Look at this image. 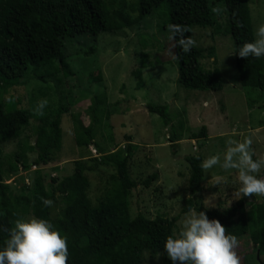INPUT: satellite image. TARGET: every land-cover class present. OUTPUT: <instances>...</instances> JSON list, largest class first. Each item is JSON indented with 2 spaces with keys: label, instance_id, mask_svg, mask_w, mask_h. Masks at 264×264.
<instances>
[{
  "label": "rangeland",
  "instance_id": "rangeland-1",
  "mask_svg": "<svg viewBox=\"0 0 264 264\" xmlns=\"http://www.w3.org/2000/svg\"><path fill=\"white\" fill-rule=\"evenodd\" d=\"M124 3L128 5L130 0H124ZM214 9H219L213 11L215 24L206 28L193 27L192 38L196 41L195 46L203 50L200 67L206 71L217 69L220 73L222 87L218 92L189 90L176 83V64L165 3L128 28L99 32L94 38L76 37L66 42L64 53L73 72L72 77L63 78L56 60H53L35 70H26L18 85L3 87L0 91L2 103L15 100L19 108L32 114L17 141L23 142L25 137L32 145L36 117L47 114L57 105L64 106L66 112L61 115V147L54 161L44 167L36 166L33 165L35 155L27 154L29 168L23 171L18 164L17 171L7 173L2 182L13 193L22 185L26 192L36 176L35 171H39L43 186L51 190L56 183L74 173V162L82 161L91 166L89 159L98 156L96 149L94 146L74 145L71 117L74 116L84 126L88 125L91 122L89 107L99 99L101 104H98V112L94 115L93 142L100 152L122 151L127 136L130 144L135 146L128 161L129 177L136 183L128 198L130 219L136 215L149 220L173 219L175 236L182 229L185 214L189 212L181 213L184 200L191 198L186 190L188 167L185 157L199 155L203 162L209 156L220 155L223 162L229 147L227 142L243 141L248 137L253 142V159H264V92L261 94L258 90L239 85L225 9L217 4ZM248 12L255 40L258 26L264 24V0H250ZM133 17L135 14H131ZM135 70L140 72L139 88H136L137 79L133 75ZM41 100H47L42 115L36 111ZM202 100L207 104L202 105ZM147 105L165 106L168 124L164 125L157 115L147 113ZM206 110L210 111L209 119L214 123L210 131L212 135L190 140L191 133L200 131L198 121ZM104 112L109 114L108 118H104ZM170 137L180 140L169 143ZM17 141L0 144L5 171L12 161V154L17 152ZM263 172L264 168L258 178H262ZM110 173L109 169L101 167L93 172H84L91 204L94 205L100 197L104 179ZM151 174H155L156 179L144 188L142 181ZM239 187L235 169L203 168L199 191L192 201L206 209L235 206L237 212L232 221L231 235L236 236L239 242L236 251L241 264H264V253L252 244L248 236L252 206L260 199L259 196L236 199L234 192ZM213 196V206L208 207L204 200ZM62 207L61 197L56 196L49 216L54 217ZM30 217L33 216L28 206L16 209L15 220ZM139 257V264H167L168 259L162 250H142Z\"/></svg>",
  "mask_w": 264,
  "mask_h": 264
},
{
  "label": "trees",
  "instance_id": "trees-1",
  "mask_svg": "<svg viewBox=\"0 0 264 264\" xmlns=\"http://www.w3.org/2000/svg\"><path fill=\"white\" fill-rule=\"evenodd\" d=\"M250 0H0V91L3 87H13L23 79L29 68L36 69L43 64L56 60L61 76L69 78L73 72L64 53L65 43L76 38L95 35L103 31L128 28L139 23L159 5L166 4L167 28L169 24H180L189 29L185 33L192 37L193 27H212L215 24L213 8L221 5L225 9L228 33L232 41V58L239 85L243 88L264 92V57L240 58L238 48L254 41L248 4ZM131 14L135 17L131 18ZM171 37V33L169 32ZM172 53L176 64V83L185 89L218 92L222 81L217 69L203 70L199 59L203 50L194 46L184 54L171 39ZM89 50H92L89 48ZM136 88L141 86L140 72L135 70ZM263 96V95H262ZM101 101L95 99L89 111L91 122L84 126L72 116V135L76 147L94 146L97 157L90 158L91 166L76 161L75 171L56 183L51 190L42 184L39 171L30 188L22 185L13 193L3 177L17 171V166L25 171L27 154L33 153V165L44 167L52 163L61 147V115L66 108L57 105L47 114L36 117L34 141L29 144L24 137L17 141L32 114L18 107L15 100L6 103L0 101V144L17 141V152L12 154L7 170L3 168L0 150V250H3L8 239V229L13 227L16 209L22 206L30 208L33 217L45 219L54 225L62 236L67 237L69 258L68 264H139L142 250H162L169 235H173L174 220L154 218L146 219L141 215L131 218L128 214L130 191L136 187L130 179L128 161L133 151L130 137L125 138L126 145L122 151L107 154L100 152L94 144L95 114ZM149 114L157 115L167 125L169 120L165 106H145ZM104 118L108 113L104 112ZM204 128L198 133H191L190 140L205 138ZM174 136V134H173ZM169 139V138H168ZM170 137L169 143L179 141ZM188 167L187 193L191 198L184 200L181 213L189 209L205 212L208 218L219 220L231 235L232 221L236 207L224 209H206L196 205L192 197L199 191L203 177L202 158L199 155L184 158ZM101 167L111 173L104 179L102 193L96 203H90L87 190L88 181L84 172H93ZM264 178V172L263 176ZM156 179L149 175L142 186L147 188L149 182ZM61 197L62 209L54 216H49L51 207H45L41 198L52 200ZM252 206L253 216L250 220L249 239L254 246L264 253V197ZM53 203V204H54ZM254 228V229H253ZM167 264L172 262L167 259Z\"/></svg>",
  "mask_w": 264,
  "mask_h": 264
},
{
  "label": "clouds",
  "instance_id": "clouds-1",
  "mask_svg": "<svg viewBox=\"0 0 264 264\" xmlns=\"http://www.w3.org/2000/svg\"><path fill=\"white\" fill-rule=\"evenodd\" d=\"M213 11H219L214 9ZM171 39L177 41V46L187 54L196 45L189 31L183 25L169 24ZM240 58L264 57V24L258 26L256 39L242 44L238 51ZM47 105V100L37 103V114ZM223 162L220 155L209 156L202 162L205 170L219 166L227 171L235 169L240 187L234 192V197L261 196L264 197V178H258L264 168V159H253L251 138L243 141L229 140ZM215 197H209L204 203L209 207ZM45 207H51L53 201L41 198ZM8 231L3 250H0V264H68L69 251L67 237L62 236L54 225L45 219L30 217L19 218ZM238 240L229 235L227 229L219 220L209 219L205 212L189 209L182 222V229L175 235H169L164 242V251L172 264H241L237 254Z\"/></svg>",
  "mask_w": 264,
  "mask_h": 264
},
{
  "label": "crops",
  "instance_id": "crops-1",
  "mask_svg": "<svg viewBox=\"0 0 264 264\" xmlns=\"http://www.w3.org/2000/svg\"><path fill=\"white\" fill-rule=\"evenodd\" d=\"M206 104L207 103L204 100H202V105H206ZM213 106H214V104H213ZM210 115H211L210 111L206 110L205 112H203V117L201 119H199V121H198V126L204 128L206 137H209L210 135H212V132H210V131L213 130V128H214V126H213L214 123L211 122V119H209Z\"/></svg>",
  "mask_w": 264,
  "mask_h": 264
},
{
  "label": "built area",
  "instance_id": "built-area-1",
  "mask_svg": "<svg viewBox=\"0 0 264 264\" xmlns=\"http://www.w3.org/2000/svg\"><path fill=\"white\" fill-rule=\"evenodd\" d=\"M89 148H91V146H89ZM193 150H194V148H193ZM93 152V151H92ZM95 155V154H94ZM4 183V182H3Z\"/></svg>",
  "mask_w": 264,
  "mask_h": 264
}]
</instances>
